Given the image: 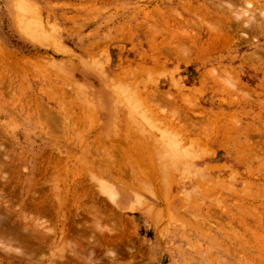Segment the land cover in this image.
Here are the masks:
<instances>
[{"label":"rangeland","instance_id":"1","mask_svg":"<svg viewBox=\"0 0 264 264\" xmlns=\"http://www.w3.org/2000/svg\"><path fill=\"white\" fill-rule=\"evenodd\" d=\"M0 264H264V0H0Z\"/></svg>","mask_w":264,"mask_h":264},{"label":"bare ground","instance_id":"2","mask_svg":"<svg viewBox=\"0 0 264 264\" xmlns=\"http://www.w3.org/2000/svg\"><path fill=\"white\" fill-rule=\"evenodd\" d=\"M13 233V232H12ZM18 235V234H17ZM22 236V235H21ZM18 241V240H17ZM22 242V241H21ZM19 243V242H18ZM26 244V243H25Z\"/></svg>","mask_w":264,"mask_h":264}]
</instances>
